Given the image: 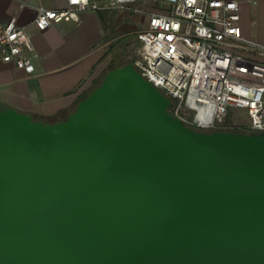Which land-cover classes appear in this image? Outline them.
<instances>
[{
	"label": "water",
	"instance_id": "water-1",
	"mask_svg": "<svg viewBox=\"0 0 264 264\" xmlns=\"http://www.w3.org/2000/svg\"><path fill=\"white\" fill-rule=\"evenodd\" d=\"M172 105L126 62L64 119L0 108V264H264V131Z\"/></svg>",
	"mask_w": 264,
	"mask_h": 264
},
{
	"label": "built area",
	"instance_id": "built-area-1",
	"mask_svg": "<svg viewBox=\"0 0 264 264\" xmlns=\"http://www.w3.org/2000/svg\"><path fill=\"white\" fill-rule=\"evenodd\" d=\"M138 0H67L63 8L40 6L32 24L45 30L78 21L82 10L142 11ZM165 11L150 12L136 33L131 56L136 69L165 95L183 122L202 129L223 123L244 109L247 128L264 131V43L241 30L238 0H162ZM31 33L13 18L0 19V60L34 71Z\"/></svg>",
	"mask_w": 264,
	"mask_h": 264
},
{
	"label": "crops",
	"instance_id": "crops-1",
	"mask_svg": "<svg viewBox=\"0 0 264 264\" xmlns=\"http://www.w3.org/2000/svg\"><path fill=\"white\" fill-rule=\"evenodd\" d=\"M246 38L264 43V0H238ZM67 0H0V19H15L31 33L34 71L0 60V108L14 107L42 119H64L102 78L113 62L132 55L136 33L150 12L167 9L162 0H138L142 11L82 10L78 21L45 30L32 24L40 6L63 8ZM129 54V55H128Z\"/></svg>",
	"mask_w": 264,
	"mask_h": 264
},
{
	"label": "trees",
	"instance_id": "trees-1",
	"mask_svg": "<svg viewBox=\"0 0 264 264\" xmlns=\"http://www.w3.org/2000/svg\"><path fill=\"white\" fill-rule=\"evenodd\" d=\"M126 62H132V60L131 59H129V60H124V61H119V62H113L112 64H111V66H110V68H109V70L110 69H112V68H115V67H118V66H121V65H123L124 63H126ZM108 70V71H109ZM107 71V72H108ZM106 72V73H107ZM105 73V74H106ZM105 74L102 76V78L82 97V98H84L90 91H92V89L95 87V86H97L98 84H100L101 83V81L103 80V78H104V76H105ZM173 100V105L175 104V101H174V99H172ZM173 105L169 108V110L171 111V109H172V107H173ZM172 112V111H171ZM35 118H37V119H42V118H40V117H36V116H34ZM42 120H44V121H49V122H54V121H58L59 119H56V118H50V119H42ZM185 124H187V125H189V126H191V127H193V128H195V129H197V130H205V131H212V130H214V129H202V128H199V127H197L195 124H192V123H190V122H185ZM226 130H233V131H251V130H249L247 127H244V126H241V127H231V128H226Z\"/></svg>",
	"mask_w": 264,
	"mask_h": 264
},
{
	"label": "rangeland",
	"instance_id": "rangeland-1",
	"mask_svg": "<svg viewBox=\"0 0 264 264\" xmlns=\"http://www.w3.org/2000/svg\"><path fill=\"white\" fill-rule=\"evenodd\" d=\"M132 55H129V58H126L124 60L131 59ZM124 60H119V61H124ZM119 61H116V62H119ZM171 110H173V109H171ZM223 124L225 126H232V127H241V126L247 127L248 118L246 115V111L244 109L235 110V112L232 115H230L229 117L226 118V120L224 121Z\"/></svg>",
	"mask_w": 264,
	"mask_h": 264
}]
</instances>
